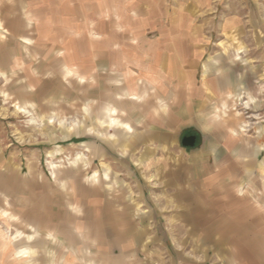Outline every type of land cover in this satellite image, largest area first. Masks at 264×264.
Segmentation results:
<instances>
[{
    "label": "rangeland",
    "instance_id": "rangeland-1",
    "mask_svg": "<svg viewBox=\"0 0 264 264\" xmlns=\"http://www.w3.org/2000/svg\"><path fill=\"white\" fill-rule=\"evenodd\" d=\"M80 3L0 0V264H264V0Z\"/></svg>",
    "mask_w": 264,
    "mask_h": 264
},
{
    "label": "crops",
    "instance_id": "crops-1",
    "mask_svg": "<svg viewBox=\"0 0 264 264\" xmlns=\"http://www.w3.org/2000/svg\"><path fill=\"white\" fill-rule=\"evenodd\" d=\"M81 0H76L77 5H82L84 3H80ZM149 56V55H148ZM180 61L177 63L176 68L174 69L175 75L180 77V81L177 82V84H173V86L170 85V91L172 93V97H174V93L182 92L183 93V99L185 100L186 104L185 106H188V98H189V88H188V67L189 62L188 58H185L183 61L181 58H179ZM172 71V69H171ZM172 74V73H171ZM144 86L145 95L140 94L141 93V85ZM153 86V87H152ZM173 87V89L171 88ZM154 88V85L151 84V78L148 77L147 74H142L139 67H136V141L146 143H160L165 144L169 141H175L179 139L180 131L183 129V126L181 124V120L178 117V114H176V118H174L171 114L168 118L163 117L162 119H159V123H161L162 127H160L158 130L156 129V120L154 118V114H152L149 111H140L141 101L142 100H148L149 103H151V100L154 99V97H151V89ZM176 97V96H175ZM152 98V99H151ZM176 99H178L176 97ZM174 103L171 104V107ZM178 107V106H177ZM140 124H146L149 125L148 129H142ZM166 124V126H165ZM152 125V126H150ZM149 145V144H148Z\"/></svg>",
    "mask_w": 264,
    "mask_h": 264
},
{
    "label": "water",
    "instance_id": "water-1",
    "mask_svg": "<svg viewBox=\"0 0 264 264\" xmlns=\"http://www.w3.org/2000/svg\"><path fill=\"white\" fill-rule=\"evenodd\" d=\"M196 143V137L194 135L191 136H185L181 140V145L184 148H193Z\"/></svg>",
    "mask_w": 264,
    "mask_h": 264
}]
</instances>
